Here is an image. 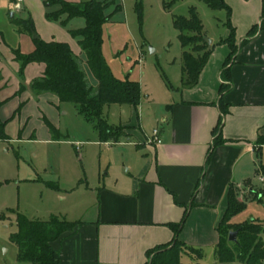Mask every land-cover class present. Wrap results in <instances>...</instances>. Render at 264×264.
I'll list each match as a JSON object with an SVG mask.
<instances>
[{"label": "crops", "instance_id": "crops-1", "mask_svg": "<svg viewBox=\"0 0 264 264\" xmlns=\"http://www.w3.org/2000/svg\"><path fill=\"white\" fill-rule=\"evenodd\" d=\"M226 1L239 45L231 61L225 65L231 52L222 42L229 35L227 28L218 40L212 38L213 51L195 86L181 89V73L174 75L177 83L167 75L165 111L156 117L151 132L136 129L143 128L140 116L138 122L122 123L129 134L125 137L137 139L133 153L123 162L130 176L116 178L111 186H86L80 197H75V188L58 196L69 198L70 203L50 217L76 222L52 242L60 264H145L151 248L175 237L173 224L180 223L186 212L178 238L195 248H212L216 255L228 192L247 181L251 161L264 151V144L258 145V138L264 136V0ZM16 9L29 12L35 27L38 22L50 26L48 33L39 30L42 39L67 42L81 57V47L71 34L64 33L61 23L46 18L44 0H21ZM255 25V33L249 34ZM13 31L0 23V138L6 141L20 138L34 116L42 118L47 129L48 122L57 129L39 108L48 92L36 94L31 87L44 74L45 63L30 62L21 77L15 58L14 50L28 54L35 49L33 36L17 28ZM225 107V140L212 148ZM156 128L161 142L150 141ZM44 183L62 191L53 181ZM231 223L242 222L234 217ZM187 250L181 254L182 264L184 256L191 254Z\"/></svg>", "mask_w": 264, "mask_h": 264}, {"label": "rangeland", "instance_id": "rangeland-1", "mask_svg": "<svg viewBox=\"0 0 264 264\" xmlns=\"http://www.w3.org/2000/svg\"><path fill=\"white\" fill-rule=\"evenodd\" d=\"M114 1L121 8L110 15V20L103 26V54L116 77H128L140 83L141 99L137 109L129 104L107 105L103 116L112 125L121 127L124 122H138L140 116L143 128L137 125L136 129L142 133L144 130L151 132L156 117L165 111L166 91L170 85L167 75L177 83L174 75L182 70L183 48L173 25L174 17L188 16L190 6H196L206 37L218 40L229 28L227 12L225 9L213 10L202 0ZM14 3V0H0V23L5 22L10 32H14L13 28L19 29L22 19H33L29 12L20 13ZM168 3L171 4L166 6ZM115 8L116 5H111L106 13L111 14ZM85 23L84 17H74L66 25L61 24V29L71 34V29L83 27ZM50 29L48 24L40 22L35 27L38 36L40 31L48 33ZM70 37L78 42V38ZM81 58L88 82L97 86V79L83 53ZM39 108L53 121L56 132L47 129L42 118L34 116L20 138L15 137L13 141L0 138V264H33L18 260V247L10 240L11 233L17 229L16 210L32 219L47 220L52 213L68 206L69 198H58L68 190L75 188V197H80L86 186L91 188L104 183L111 186L116 178L130 176L123 162L133 153L135 136L131 141L123 136L120 143L101 141L93 124L78 113L75 104L56 99L53 92L40 100ZM56 137L59 140H53ZM261 165H264V151L251 161L247 181L233 187L238 199L247 203L235 220L262 222L259 235L264 236V196L252 193L264 189ZM47 180L53 181L62 191L48 188L44 183ZM187 251L191 254L184 256V264H247L239 260L218 262L212 248L203 249L201 259L196 253Z\"/></svg>", "mask_w": 264, "mask_h": 264}, {"label": "trees", "instance_id": "trees-1", "mask_svg": "<svg viewBox=\"0 0 264 264\" xmlns=\"http://www.w3.org/2000/svg\"><path fill=\"white\" fill-rule=\"evenodd\" d=\"M202 1L213 10L225 9L227 11V25L230 32L226 38L222 39V42L227 43L231 49L225 63L227 65L239 48L236 28L231 21L232 8L226 0ZM44 3L47 7L46 18L48 20L59 21L66 25L74 17L85 18V25L71 29L70 33L78 38L81 52L85 55L86 63L98 83L94 86L88 82L87 73L80 62L83 59L73 52L69 43L56 40L45 41L40 36L34 37L35 23L31 17L22 19L19 29L33 36L35 49L28 54L14 50L15 58L20 62L21 77H23L26 65L30 62L45 63L44 74L35 78L31 83L33 91L36 94L53 92L60 101L74 103L78 113L93 124L101 141L119 142L121 137L128 134L124 126L112 125L108 122L103 116L104 107L117 103L129 104L137 109L141 99L140 83L128 77L125 79L116 77L103 54V26L110 20V15L121 8V5L114 0H44ZM111 5H116V8L111 14H107L106 11ZM173 25L178 30V39L183 48L180 88H190L198 83L199 76L213 51V46L209 48L205 40L204 24L196 6H190L188 16H175ZM256 26L249 34L255 33ZM222 89L224 90V87ZM221 109L223 116L220 117L217 136L213 140L212 148L225 140L222 137V125L224 115L228 113V110L226 107ZM48 125L51 131H57L50 122ZM263 144L264 136H260L258 145ZM209 158L210 154L207 162ZM52 186L58 188L57 185ZM252 193L262 197L264 189H261L260 193L255 191ZM259 196L258 199L261 200ZM246 205L245 201L238 199L235 188L231 186L228 192V206L218 227L220 234L216 250L218 262L239 260L247 264H264V239L262 235H259L260 222L248 220L240 225L231 223L232 219L246 208ZM186 217L187 212L180 223L173 224L176 234L170 242L148 251V261L145 264H182L181 254L185 249L196 253L199 259L203 258L202 249L189 246L178 238L177 234ZM15 219L17 229L11 233L10 240L18 247V260L33 264H60V254L53 248L52 242L72 230L76 222L57 215H52L47 220L32 219L21 212H16ZM233 229L238 231L236 242L229 240V232Z\"/></svg>", "mask_w": 264, "mask_h": 264}, {"label": "water", "instance_id": "water-1", "mask_svg": "<svg viewBox=\"0 0 264 264\" xmlns=\"http://www.w3.org/2000/svg\"><path fill=\"white\" fill-rule=\"evenodd\" d=\"M33 36L34 37H38V35L36 33H34ZM205 40L208 43L209 48H211L213 46V40L208 38V37H206ZM237 234H238L237 230H231L229 232V240L233 241V242H236L237 241Z\"/></svg>", "mask_w": 264, "mask_h": 264}, {"label": "built area", "instance_id": "built-area-1", "mask_svg": "<svg viewBox=\"0 0 264 264\" xmlns=\"http://www.w3.org/2000/svg\"><path fill=\"white\" fill-rule=\"evenodd\" d=\"M16 7L20 8L21 7V0H18L16 3ZM150 141L153 142H161L160 136H159V130L156 128L153 130V135L150 138ZM261 179L263 180V177H261Z\"/></svg>", "mask_w": 264, "mask_h": 264}]
</instances>
